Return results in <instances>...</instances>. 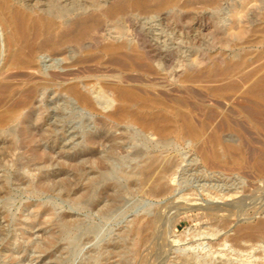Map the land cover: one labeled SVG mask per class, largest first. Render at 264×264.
Returning a JSON list of instances; mask_svg holds the SVG:
<instances>
[{
	"label": "rangeland",
	"instance_id": "1",
	"mask_svg": "<svg viewBox=\"0 0 264 264\" xmlns=\"http://www.w3.org/2000/svg\"><path fill=\"white\" fill-rule=\"evenodd\" d=\"M89 1L58 3L68 9ZM249 1L243 5V0H225L214 8L204 0H182L191 6L146 21L147 28L160 27L169 39L170 61L161 59L153 73L128 80H152L172 106L185 99L184 109L203 126L205 136L219 131L220 151L225 152L228 144L245 149L243 163L233 161L234 153H225L223 161L212 166L203 159L196 139L173 133L168 145L157 144L146 134L133 132L138 126L106 120L99 113L83 116L75 105L64 110L65 98L50 87L46 93L50 100L63 98L60 163L48 145L41 147L54 169L45 173L34 164L21 169L28 156L22 157L23 149L0 130V264H264V239L237 237L264 220V175L253 166L256 157L264 156V128L249 114L258 105L263 118L264 104L247 94L264 75V0ZM234 11L236 19L231 22L229 14ZM80 12L75 10L71 17ZM241 25L249 32L238 37ZM1 34L0 40L7 42ZM66 50L57 55L58 70L66 69L77 52ZM240 57L244 62L227 74L211 72ZM94 68L79 70L87 81L99 85L102 72ZM113 69L108 65V74ZM24 73L9 69L5 74L19 90L26 81ZM167 113L178 131L180 120L170 110ZM139 150L178 160L180 178L170 191L150 194L148 179L126 173L142 162L135 154ZM220 208L231 210L229 224L218 214ZM67 220L73 224L66 225Z\"/></svg>",
	"mask_w": 264,
	"mask_h": 264
},
{
	"label": "bare ground",
	"instance_id": "2",
	"mask_svg": "<svg viewBox=\"0 0 264 264\" xmlns=\"http://www.w3.org/2000/svg\"><path fill=\"white\" fill-rule=\"evenodd\" d=\"M58 1L0 0V34L8 38L7 42L0 40V65L3 63L0 66V130L8 133L12 145L23 149L22 157L24 154L28 156V159L24 156L27 161L21 162V169L26 170L31 164L37 165L45 173L50 167L54 169L52 162H48L41 152L43 143L51 148L52 158L59 162L62 143L58 130L63 105V98L59 95L66 100L62 106L64 110L75 105L83 116L99 113L106 120L138 126V130L133 132L144 133L157 144L168 145L173 133L196 139L203 159L212 166L219 165L225 153H234L236 158L233 161L243 163L245 149L241 145L228 144L225 152L220 151L217 148L222 140L219 131L205 136L203 126L196 125L190 113L184 109L185 99L176 100L178 106L175 107L164 100L161 90L152 80H141L140 83L128 81L138 80L141 74L153 73L161 67V59L170 61L169 39L159 31L160 27L153 24V27L147 28L146 21L160 16L168 17L180 6L190 7V3H182V0H90L79 8L67 9L60 6ZM223 1L204 0V3L219 8ZM249 3V0H243V5ZM75 10L82 12L73 18L71 16ZM236 15V11L229 14V20L233 22ZM241 26L238 37L249 32L248 26ZM68 48H75L76 55L70 57L66 69L58 70L61 65L57 55L64 54ZM243 62L244 57L237 61L231 59L223 68L212 67L211 72L225 75L232 67ZM91 65L96 67L94 71L102 72L99 85L81 75L79 69L84 66L90 68ZM108 65L114 68L111 74H108ZM186 65L190 66L191 62ZM9 69L26 73V81L20 84L21 89L18 90L19 84H14L12 77L5 74ZM230 86L235 88L237 83ZM50 87L60 91L51 100L46 95ZM247 94L264 104V75L253 82ZM168 110L180 120L178 131L172 128ZM33 113L35 115L32 117ZM249 114L255 116L256 124L264 128V117L259 118L261 112L258 105H253ZM203 138L214 144L208 145L202 141ZM135 154L142 162L126 173L148 179V193L163 194L178 182L181 165L178 160L165 157L162 153L147 156V153L139 150ZM253 166L264 175V156L256 157ZM205 187V184L200 185L202 191L206 190ZM217 212L222 221L230 223L231 210L220 208ZM72 224L73 220H67L66 225ZM246 236L264 239V220L237 234V237Z\"/></svg>",
	"mask_w": 264,
	"mask_h": 264
}]
</instances>
